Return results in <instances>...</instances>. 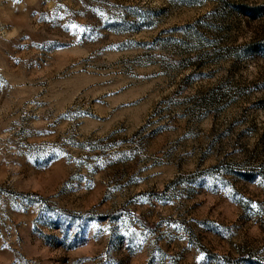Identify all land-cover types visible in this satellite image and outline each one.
Wrapping results in <instances>:
<instances>
[{
    "label": "rangeland",
    "instance_id": "1",
    "mask_svg": "<svg viewBox=\"0 0 264 264\" xmlns=\"http://www.w3.org/2000/svg\"><path fill=\"white\" fill-rule=\"evenodd\" d=\"M0 264H264V0H0Z\"/></svg>",
    "mask_w": 264,
    "mask_h": 264
}]
</instances>
